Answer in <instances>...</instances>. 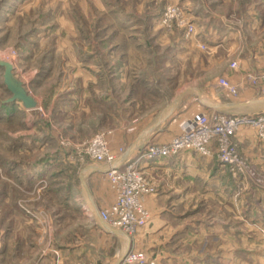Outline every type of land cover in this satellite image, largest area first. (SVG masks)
I'll use <instances>...</instances> for the list:
<instances>
[{
	"label": "rangeland",
	"instance_id": "rangeland-1",
	"mask_svg": "<svg viewBox=\"0 0 264 264\" xmlns=\"http://www.w3.org/2000/svg\"><path fill=\"white\" fill-rule=\"evenodd\" d=\"M202 1L0 0V58L13 64L37 101L33 109L3 103L10 93L0 67V264H34L43 252L55 258L74 252L81 264H112L129 248L155 264H264V202L253 214L257 220L249 214L243 223L228 204L231 228L222 239L211 238L206 221L218 216L223 202L205 197L200 181L175 208L162 197L159 219L144 201L147 222L126 249V239L107 232L76 197V175L93 160L86 152L92 136L104 133L117 157L159 120L162 133L143 140L127 162L134 161L145 144L168 141L166 129L180 131L186 117L179 114L194 91L185 92L172 112L173 97L210 86L217 76L221 53L198 38L202 21L192 13ZM243 1H225V7L243 9ZM248 160L251 178L264 185V175ZM99 176L91 184L97 208L106 209L114 194L106 172ZM147 177L155 191L166 183L160 174L159 182L155 174ZM252 199L243 195L240 203L247 209ZM57 259L53 264H61Z\"/></svg>",
	"mask_w": 264,
	"mask_h": 264
},
{
	"label": "crops",
	"instance_id": "crops-1",
	"mask_svg": "<svg viewBox=\"0 0 264 264\" xmlns=\"http://www.w3.org/2000/svg\"><path fill=\"white\" fill-rule=\"evenodd\" d=\"M209 1L211 0L202 1V7L195 8L192 13L196 20L202 21L197 23L198 38L209 43L210 51L216 52L218 50L221 53L220 58L216 61L218 73L206 83L210 86L185 89L173 97L170 107L172 112L176 105L183 101L185 92L194 91L193 96L186 98L187 103L184 104V109L179 114V117H186L181 124L199 112L211 110L229 114H256L264 111V94L259 92L258 85L249 84L248 81L251 75L264 71V0H244L243 9L240 7V10L234 8L235 3L231 8H226L225 1L228 0H213L211 7L208 6ZM234 60L237 62V66L231 67L229 63ZM218 77L227 78L235 84L237 94H228L220 88L217 85ZM177 132H171L169 129L163 131L167 135L165 139ZM159 133H162L159 131V120L141 129L128 147L116 157L115 164L122 165L132 160L143 140L150 139L152 134L158 137ZM235 139L241 152L250 159L258 172L264 175V142L257 137L255 129L242 126L237 130ZM218 162L214 150L210 155L198 157L190 148L182 149L178 153L166 157L139 160L138 165L147 176L155 174L158 176V182L159 174L166 177L165 184L160 188L158 186L154 193L145 196L146 206L159 219V213L163 209V207L159 209V202L162 197L169 196L166 203L175 208L174 206L178 205L185 196H189L190 191L202 181V185H199L203 187L204 196L209 200L223 202L218 205V216L210 215L208 217L205 232L211 238L222 239L224 230L231 228L225 215L228 211V204L241 223L245 222L243 218L250 217L249 214L253 219L255 216L253 214L260 210L258 209L260 203L264 202V185H260L253 178H249L247 183L249 186L244 188L241 176L232 177L227 169L219 166ZM106 168H108L106 163L92 160L91 163L81 167L76 175L81 189L80 197L76 195L77 199H80V209L92 210L97 216V193L91 181L101 179L99 175H104L103 170ZM103 193L104 191H102ZM107 194V198L112 200V193L108 191ZM247 194L254 199H252V206L245 209L240 201H242L243 195ZM255 218L257 220L256 216ZM105 229L111 234L124 237L126 249L130 247L131 239L120 229L112 228L118 232ZM156 229H159V225ZM77 253L79 254V252ZM60 257H56L58 258L56 262L60 261L61 264L79 262V258L75 256L74 252L72 254L64 253ZM56 258L50 253L43 252L34 264H53ZM91 258L93 259V256ZM116 263L117 260L112 264ZM157 264H159V259Z\"/></svg>",
	"mask_w": 264,
	"mask_h": 264
},
{
	"label": "built area",
	"instance_id": "built-area-1",
	"mask_svg": "<svg viewBox=\"0 0 264 264\" xmlns=\"http://www.w3.org/2000/svg\"><path fill=\"white\" fill-rule=\"evenodd\" d=\"M231 67L237 62L231 61ZM249 84L258 85L264 94V71L248 78ZM217 85L228 94L236 95L237 87L227 78L221 77ZM242 126L254 128L257 137L264 142V111L256 114H229L211 110L199 112L185 121L180 131L166 142H149L134 161L115 164L116 156L111 151L104 133H97L87 141V154L95 161L105 162L113 190V202L106 209H97L99 218L111 228H118L129 238L145 225L148 218L144 201L147 194L155 192L153 182L148 179L135 160H152L176 154L185 148L196 154L207 156L216 152L219 164L231 173L242 176V182L254 176L248 158L239 149L235 134ZM76 264H81L80 262ZM118 264H155L144 252L129 248Z\"/></svg>",
	"mask_w": 264,
	"mask_h": 264
},
{
	"label": "water",
	"instance_id": "water-1",
	"mask_svg": "<svg viewBox=\"0 0 264 264\" xmlns=\"http://www.w3.org/2000/svg\"><path fill=\"white\" fill-rule=\"evenodd\" d=\"M0 67L3 68V84L10 93V95L6 99L2 100V102L5 104L21 102L23 107L26 109L35 108L37 101L29 93L24 83L15 76L13 72V64L8 60L0 58ZM107 170L108 168L104 169L103 171L107 172ZM100 221L105 228L111 230L112 232H118V230L116 229L109 228V226L104 223L101 219ZM120 260L121 258L117 261L116 264H118Z\"/></svg>",
	"mask_w": 264,
	"mask_h": 264
},
{
	"label": "trees",
	"instance_id": "trees-1",
	"mask_svg": "<svg viewBox=\"0 0 264 264\" xmlns=\"http://www.w3.org/2000/svg\"><path fill=\"white\" fill-rule=\"evenodd\" d=\"M9 104H13V103H9Z\"/></svg>",
	"mask_w": 264,
	"mask_h": 264
},
{
	"label": "bare ground",
	"instance_id": "bare-ground-1",
	"mask_svg": "<svg viewBox=\"0 0 264 264\" xmlns=\"http://www.w3.org/2000/svg\"><path fill=\"white\" fill-rule=\"evenodd\" d=\"M200 100V99H199Z\"/></svg>",
	"mask_w": 264,
	"mask_h": 264
}]
</instances>
